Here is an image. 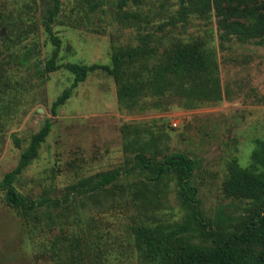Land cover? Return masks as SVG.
<instances>
[{
  "label": "rangeland",
  "instance_id": "374dc122",
  "mask_svg": "<svg viewBox=\"0 0 264 264\" xmlns=\"http://www.w3.org/2000/svg\"><path fill=\"white\" fill-rule=\"evenodd\" d=\"M60 1L61 10L52 22L62 41L60 62L111 64L114 46L135 45L140 33H152L160 50L179 39L205 40L216 49L224 99L193 108L173 103L168 109H123L114 77L97 69L54 112L53 102L75 75L64 67L41 72L53 49L45 24L53 0H0V76L5 95L0 183L49 120L52 128L38 157L15 183L31 199L61 198L68 185L83 177L132 164L134 140L148 139L149 155L163 158L182 152L198 160L192 182L207 216L213 218L220 206L230 214L241 212L244 203L228 197L223 183L228 163L236 158L248 166L255 140L264 138V42L234 39L222 45L217 18L188 14L186 19L180 0L131 4L127 9L139 10L142 16L128 21L116 15L113 1L105 12L88 15L80 0ZM13 135L21 139L20 146ZM169 187L168 202L158 217L173 221L183 212L174 182ZM117 196L102 197V202L78 198L65 210L66 216L44 217L32 232L5 203L0 188V264H55L50 248L55 237L81 230L91 231L99 240L90 246L98 259L93 264H145L127 237L128 225L140 212L130 202L113 203Z\"/></svg>",
  "mask_w": 264,
  "mask_h": 264
},
{
  "label": "trees",
  "instance_id": "16d2710c",
  "mask_svg": "<svg viewBox=\"0 0 264 264\" xmlns=\"http://www.w3.org/2000/svg\"><path fill=\"white\" fill-rule=\"evenodd\" d=\"M111 1L120 19H141L139 10L127 7L139 5L143 0H80L85 3L86 15L105 12V6ZM180 6L186 19L188 14L214 15L222 45L234 39L242 43L264 42V0H180ZM60 10L61 1L53 0V8L45 20L53 49L41 72L64 67L75 77L71 86L53 102L54 112L97 69L106 70L114 77L118 104L123 109H168L173 103L193 108L224 99L216 49L205 40L179 39L160 50L152 33H140L135 45L114 46L111 64L60 62L62 41L52 27ZM2 84L0 76V151L5 109ZM51 128V121H46L21 152L17 166L0 183L5 191V203L30 225L32 232L39 228L44 217L53 220L66 216L65 210L78 198L102 202V197L118 195L111 199L113 203L130 202L140 212L128 225L127 237L145 264H264V138L255 140L248 166H242L236 158L228 163L223 189L228 197L244 203L242 211L230 214L225 206H220L211 218L205 213L198 188L192 182L198 160L182 152H172L163 158L149 155L148 139L134 140L137 151L133 163L124 168L83 177L68 185L61 198H29L15 183L38 157ZM13 138L20 146L21 139L16 135ZM134 175L137 177L131 179ZM171 182L183 212L181 218L173 221L158 217L168 202ZM96 238L86 230L57 235L50 246L55 264H93L98 259L93 257L90 246L99 243Z\"/></svg>",
  "mask_w": 264,
  "mask_h": 264
}]
</instances>
